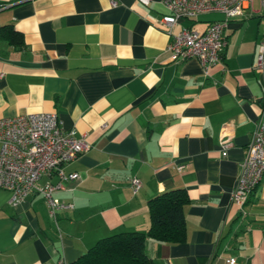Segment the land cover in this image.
I'll return each instance as SVG.
<instances>
[{"label":"crops","instance_id":"obj_1","mask_svg":"<svg viewBox=\"0 0 264 264\" xmlns=\"http://www.w3.org/2000/svg\"><path fill=\"white\" fill-rule=\"evenodd\" d=\"M162 1L0 0V26L24 41L0 40V118L55 112L90 144L64 165L79 177L55 193L73 204L55 220L39 193L11 203L0 188V264H70L102 238L146 232L148 200L176 188L189 198L186 238L147 240L153 264H264V178L244 214L230 200L264 97L253 69L264 0L227 22L221 63L207 72L194 58L170 59ZM224 17L206 12L174 30Z\"/></svg>","mask_w":264,"mask_h":264},{"label":"built area","instance_id":"obj_2","mask_svg":"<svg viewBox=\"0 0 264 264\" xmlns=\"http://www.w3.org/2000/svg\"><path fill=\"white\" fill-rule=\"evenodd\" d=\"M147 3V0H141ZM254 0H163L166 9L157 25L171 37L166 47L170 59H196L205 72L221 63L227 45L224 29L230 19L241 16L251 8ZM114 4V1H111ZM221 12L224 19L210 23L203 31L189 27L174 30L184 19L196 18L206 12ZM253 69L264 84V30L258 42ZM106 124L103 125L105 127ZM231 145L222 141V156ZM90 148L84 136L74 129L64 130L55 112H36L0 118V188L11 194V203L22 201L32 192L39 193L47 207L48 215L55 220L60 211L73 210V204L60 200L55 193L65 190V182L78 179L75 172L67 173L64 165L76 160ZM182 169V166L179 167ZM55 175L57 180L39 183L43 176ZM264 178V97L260 116L255 123L245 156L239 163L235 186L231 192V203L243 212L250 193ZM130 184L136 192L141 183L131 178ZM228 263L233 264L230 260Z\"/></svg>","mask_w":264,"mask_h":264},{"label":"trees","instance_id":"obj_3","mask_svg":"<svg viewBox=\"0 0 264 264\" xmlns=\"http://www.w3.org/2000/svg\"><path fill=\"white\" fill-rule=\"evenodd\" d=\"M0 40L24 47L22 35L11 25L0 26ZM189 201L184 188L163 191L148 200L149 229L119 233L98 240L70 264H153L145 253L147 240L177 244L186 238L183 206Z\"/></svg>","mask_w":264,"mask_h":264}]
</instances>
